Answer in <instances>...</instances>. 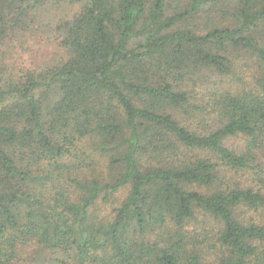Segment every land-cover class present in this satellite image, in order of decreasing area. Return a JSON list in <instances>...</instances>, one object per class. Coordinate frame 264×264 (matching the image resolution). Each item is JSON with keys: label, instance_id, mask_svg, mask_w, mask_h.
I'll return each instance as SVG.
<instances>
[{"label": "trees", "instance_id": "1", "mask_svg": "<svg viewBox=\"0 0 264 264\" xmlns=\"http://www.w3.org/2000/svg\"><path fill=\"white\" fill-rule=\"evenodd\" d=\"M0 264H264V0H0Z\"/></svg>", "mask_w": 264, "mask_h": 264}, {"label": "rangeland", "instance_id": "2", "mask_svg": "<svg viewBox=\"0 0 264 264\" xmlns=\"http://www.w3.org/2000/svg\"><path fill=\"white\" fill-rule=\"evenodd\" d=\"M64 12H66V11H63L61 13V16H62V14ZM34 44H35L36 47L33 46V56L38 54V55H40V57H38V59H40V58H42V56H44V55L46 56L47 55V52H48L49 48L45 49V46H43V45L38 47V45H40V44H38L36 42H34Z\"/></svg>", "mask_w": 264, "mask_h": 264}]
</instances>
